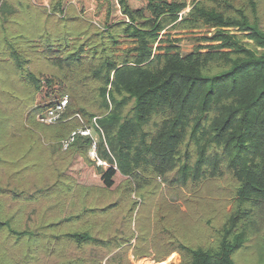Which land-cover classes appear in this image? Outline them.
<instances>
[{"label":"trees","instance_id":"16d2710c","mask_svg":"<svg viewBox=\"0 0 264 264\" xmlns=\"http://www.w3.org/2000/svg\"><path fill=\"white\" fill-rule=\"evenodd\" d=\"M256 8L255 0H1L0 141L50 127L53 136L41 138L66 142L71 162L94 167L105 191L125 183L130 207L121 234L111 212L118 202L43 234L0 215L11 244L0 264H131V226V255L157 263L173 253L179 264L263 254L264 24ZM170 31L203 32L195 42L215 45L182 55ZM65 98L57 122L37 120ZM162 186L174 196L164 210ZM0 193L22 197L14 186ZM80 223L78 232H55Z\"/></svg>","mask_w":264,"mask_h":264},{"label":"rangeland","instance_id":"374dc122","mask_svg":"<svg viewBox=\"0 0 264 264\" xmlns=\"http://www.w3.org/2000/svg\"><path fill=\"white\" fill-rule=\"evenodd\" d=\"M34 1L35 5L41 4V0ZM255 3L257 6V18H259L260 24H264V0H255ZM185 12L187 13L188 10H185ZM202 34L203 32L195 31L191 34L177 33L176 35L175 32L170 31L168 35L171 36V40L173 41L179 39V42L175 46H178L182 55H187L194 50L196 45L201 44L196 43L195 39L201 38ZM250 42L248 43L250 44ZM206 45L215 44L206 42L205 44H201L203 46L201 49ZM122 48H126V45H123ZM201 52H205V50ZM29 130L31 131L32 138L30 139L31 143L28 141L27 145L26 141H24L26 137L22 134L29 132ZM51 131L50 127H39L38 130L35 127H29V129L17 134L18 137H13V140L10 136H5L0 141V190H4L7 187L8 189L13 188L14 186L17 192L20 195L22 194L21 198L11 199L8 195L5 196L0 193V215L3 218L2 221L7 222V220H10V226H14V229L20 232L28 230L37 233V230H40L39 232L43 234L46 232L42 231L43 227L50 225L52 222L62 223L66 217L80 215L81 212L88 209H97L99 211L113 202H118L120 206L113 211L111 210V212L113 213V217L117 219L115 223L118 222V226L120 227H116V229L118 228L117 231L120 232L119 234L123 233L125 226L122 227L121 221L124 215L128 214L127 210L130 207L126 197L128 193L124 191L125 183L121 185L122 182L116 180V186L120 185L114 189L105 191L94 167L88 165L85 160L79 157L71 162L72 157L67 156L65 152V148L67 147L66 142H63L61 147L58 144L44 141L41 138V135L46 138L50 135L53 136ZM91 136L95 138L93 133H91ZM53 150L55 154L51 157L50 152ZM36 157L39 160L35 159ZM89 159L91 161L96 160L94 149L89 153ZM97 165H101V163L97 161ZM45 193H48L46 198L43 196ZM159 194L163 198L159 199L158 202L161 204V209L164 210L167 207V201L174 200V196L171 198L165 193V186L160 188L157 196ZM36 197H39V200L35 203L24 199H35ZM131 197L133 202L138 201L133 194H131ZM181 210H183V207ZM153 212L151 213V218ZM118 213L119 216L117 217ZM136 214L137 211L133 213V221ZM108 220L109 218L105 221L102 218V222L108 223ZM80 226L83 225L81 223L77 226H72L71 224L61 225L55 232L60 235L73 231L78 232ZM97 228L101 230L103 227L98 225ZM131 231L134 234V239L129 244L130 248L127 253L131 264H138L140 259H147L149 263L153 264L168 263L170 258L172 260L169 261V264L180 263V257L175 253L161 263L155 262L151 256L143 255L135 258L131 255V248L135 246L137 236L134 226H131ZM5 235H7L6 231H0V253L3 252L4 255L8 254L6 250L8 251L11 245L8 243V240L5 243ZM262 260H264V253L261 254L258 251H254L242 256V258L238 257L237 264H258Z\"/></svg>","mask_w":264,"mask_h":264},{"label":"built area","instance_id":"2783aa9c","mask_svg":"<svg viewBox=\"0 0 264 264\" xmlns=\"http://www.w3.org/2000/svg\"><path fill=\"white\" fill-rule=\"evenodd\" d=\"M67 103V99H63L62 102L55 106L52 109H49L47 113H45L42 117L39 118V122L45 125L48 124H54L55 122H57V120L59 119L60 115L62 114V110L64 108V106ZM83 135H86V133H82Z\"/></svg>","mask_w":264,"mask_h":264},{"label":"bare ground","instance_id":"6f19581e","mask_svg":"<svg viewBox=\"0 0 264 264\" xmlns=\"http://www.w3.org/2000/svg\"><path fill=\"white\" fill-rule=\"evenodd\" d=\"M172 259L170 258V260L169 261H171ZM169 261H168V263H161V264H169ZM138 264H153V263H149L148 261H147V259H140V262H138ZM155 264V263H154Z\"/></svg>","mask_w":264,"mask_h":264},{"label":"crops","instance_id":"0c3cea01","mask_svg":"<svg viewBox=\"0 0 264 264\" xmlns=\"http://www.w3.org/2000/svg\"><path fill=\"white\" fill-rule=\"evenodd\" d=\"M0 1H1V0H0ZM33 3L36 4L34 0H33ZM37 5H40V6H42V7H45V6H46V0H41V4L38 3Z\"/></svg>","mask_w":264,"mask_h":264}]
</instances>
